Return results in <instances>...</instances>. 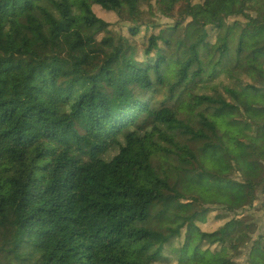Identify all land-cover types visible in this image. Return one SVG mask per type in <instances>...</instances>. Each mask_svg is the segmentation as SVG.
Segmentation results:
<instances>
[{"label":"trees","instance_id":"trees-1","mask_svg":"<svg viewBox=\"0 0 264 264\" xmlns=\"http://www.w3.org/2000/svg\"><path fill=\"white\" fill-rule=\"evenodd\" d=\"M263 57L264 0H0V264L238 256L264 162L232 134L264 129ZM226 114L221 145L171 140Z\"/></svg>","mask_w":264,"mask_h":264},{"label":"rangeland","instance_id":"rangeland-1","mask_svg":"<svg viewBox=\"0 0 264 264\" xmlns=\"http://www.w3.org/2000/svg\"><path fill=\"white\" fill-rule=\"evenodd\" d=\"M72 1L74 2L75 0ZM187 11L188 9L186 2H180L173 7V19H161L156 21V23L165 27H170L173 25L174 21L183 17ZM205 16V14L199 13L195 15V18L204 20ZM250 65L255 67L257 70L264 68V57L259 58L253 63H250ZM240 110L244 121L258 125L262 124V119L259 116L253 114L252 105L244 102V104L240 107ZM231 118V114L222 115L220 118L210 117L209 120L214 125L213 129H211L204 123V121L198 117H194L190 121L188 129H184L180 125L177 126L172 133L171 140L176 146L185 151L199 150L205 144L221 145L223 141L229 137V127L226 126V122ZM232 137L236 140L243 141L252 147L261 162H264V129H262L260 137H256L254 133H250L249 131L232 134ZM144 177L146 180H148L147 182L151 189L163 194L162 190L154 185L149 175ZM164 193L166 194L165 191ZM257 198L258 200L254 206V210L256 211V219L253 220L249 225V235L252 239L251 243L247 247L240 249L239 255L233 258L230 262H225L222 264H246L247 262L256 264V262H259V260H263L259 258L261 254L258 253L257 256V253L254 252L252 242L256 241L259 237L264 238V185L259 189ZM8 221L9 219H7V222ZM262 255H264V253H262Z\"/></svg>","mask_w":264,"mask_h":264}]
</instances>
